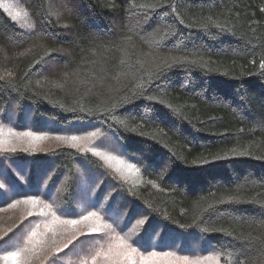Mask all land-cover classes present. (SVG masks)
<instances>
[{
  "label": "trees",
  "instance_id": "16d2710c",
  "mask_svg": "<svg viewBox=\"0 0 264 264\" xmlns=\"http://www.w3.org/2000/svg\"><path fill=\"white\" fill-rule=\"evenodd\" d=\"M20 1L25 27L0 4V127L98 123L139 178L87 147L0 149V212L41 206L2 228L0 253L31 251L50 219L91 217L103 231L73 234L39 264H101L130 228L145 251L161 233L163 250L189 234L188 252L205 239L264 264V0Z\"/></svg>",
  "mask_w": 264,
  "mask_h": 264
},
{
  "label": "rangeland",
  "instance_id": "374dc122",
  "mask_svg": "<svg viewBox=\"0 0 264 264\" xmlns=\"http://www.w3.org/2000/svg\"><path fill=\"white\" fill-rule=\"evenodd\" d=\"M1 6L7 12V14L13 19L17 20L20 26L25 27L26 17L23 16L25 9L23 8L20 0H0ZM11 4L15 9L22 13L21 18H17L14 12L4 5ZM29 22H27L28 24ZM31 110V109H30ZM32 120L34 117H28ZM83 126L86 127L85 130L88 136H78V135H68L63 136L59 134H32V136H25L24 133L30 132H18L13 129H5L0 127V149L4 148H31V149H47L51 146H56L60 144H68L63 140L58 139V137H71L77 136L81 139L74 142L78 146L76 148L82 149L85 146H91L92 151L95 153L100 152L107 163L112 164L118 168L123 175L131 179L139 178L137 174V164L135 161L127 158L124 154L125 149L123 144L118 141V138L109 131H105L98 123L85 122ZM44 137L43 139H34V137ZM72 145V144H68ZM115 155V156H114ZM114 157L111 161L107 160L106 157ZM127 165H134L133 168L129 169ZM37 201V200H36ZM19 204V203H18ZM14 205L13 208L0 212V231L7 225L23 218L25 215L30 213L39 212L38 209L41 207L39 201L35 204L33 203H21L20 205ZM92 223L91 217L84 221H77V223L72 224L70 221L60 220V219H50L45 223L44 230L41 234L37 236V240L33 245L30 252L24 256L25 264H39L43 257L54 248L59 249L68 243L69 239L72 238L73 234H77L81 230L99 227L97 221L94 220V225ZM121 226V225H118ZM130 228L128 236L126 239L118 240V238L112 242L108 252L104 256L102 264H236L231 259L230 256L222 254L217 251L214 247L207 248L206 252L200 251L198 249L199 256L197 258H181L178 254L173 253H162L154 252L161 247L159 240L165 241L163 233L160 236L154 237L153 247H149L148 251L142 249L140 242H138V236L142 233L140 232L137 236L136 233L131 232ZM150 232V231H148ZM144 234V233H143ZM189 234L184 235V237ZM166 236V234H165ZM151 237V236H150ZM150 237L143 235L142 239L146 244L152 241ZM192 238H198L194 235ZM186 239V238H185ZM207 240L202 239V244H207ZM133 245V246H132ZM134 249V251H133ZM42 253L44 255H42ZM5 254L0 253V257ZM0 264H6L3 259H0ZM7 264H12V261H8Z\"/></svg>",
  "mask_w": 264,
  "mask_h": 264
},
{
  "label": "snow or ice",
  "instance_id": "6c2138e0",
  "mask_svg": "<svg viewBox=\"0 0 264 264\" xmlns=\"http://www.w3.org/2000/svg\"><path fill=\"white\" fill-rule=\"evenodd\" d=\"M4 6L7 7V8H9L11 11H13L15 17H17V18H21L22 17V13L19 10L15 9L13 5L7 4V5H4ZM27 15H28L27 12L23 13V16L24 17H26ZM261 66L264 67V65H261ZM133 131H134V129H133ZM24 135L25 136H32L31 133H24ZM43 138L44 137H39V136L34 137V139H43ZM58 139H61L65 143L72 144L73 147H76L78 145L75 144L74 142L80 140L81 138L80 137H77V136H71V137H58ZM11 150L12 151H15V148H12ZM96 155L97 156H100V155H103V154L100 153V152H97ZM106 159L109 160V161H111L112 159H115V158L109 156V157H106ZM127 167L129 169H131V168L134 167V165H127ZM137 171H138V169H137ZM24 202L25 203H33V204H35L37 201H36V198L35 197H30L28 200H26ZM17 203H19V201H17ZM45 206L46 207H50V205H45ZM92 206H99V204L96 203V202H93V205ZM30 215H31V213H30ZM96 215H97V213H94V212L93 213H89V216H96ZM112 218L113 217L111 216V212L109 210V219H112ZM84 219H88V217H84ZM70 223L75 224V223H77V221H70ZM137 223L139 225H145V220L144 219H141ZM104 227L110 228L111 225H105ZM92 231L93 232H101V231H103V229L100 228V227H97V228L92 229ZM33 235H35V233H33ZM145 235H149L147 229H145ZM65 247H67V244L65 245ZM27 251H30V249L27 248V247L17 248V250H15V251H9V252H7L3 257H0V259H3L6 262V264H7L8 261H12V264H25V262H24V254ZM57 251H60V250L58 249ZM133 251H134V249H133Z\"/></svg>",
  "mask_w": 264,
  "mask_h": 264
}]
</instances>
